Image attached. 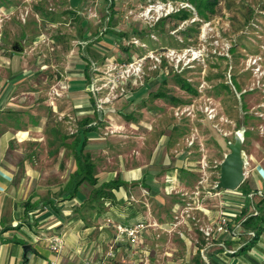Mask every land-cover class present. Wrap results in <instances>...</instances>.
I'll use <instances>...</instances> for the list:
<instances>
[{"label": "rangeland", "instance_id": "1", "mask_svg": "<svg viewBox=\"0 0 264 264\" xmlns=\"http://www.w3.org/2000/svg\"><path fill=\"white\" fill-rule=\"evenodd\" d=\"M9 56L16 62H4ZM85 64L93 77L91 92L86 91L96 99V114L103 116L101 133L131 139L130 121L150 122L140 125L149 130L153 124L155 131L170 121L192 151L195 176L186 181L195 188L202 159L221 163L241 131L249 160L246 178L233 194L222 195L234 205L245 203V216L264 217V187L247 186L254 168L264 166V0H220L208 18L187 0H0V76L31 73L24 88L34 94L26 102L33 100L38 111L44 110L47 126L56 124L62 133L75 132L80 117L54 116L49 108L55 97L50 101L46 89L55 79L60 88L82 78ZM179 79L194 91L183 89ZM158 92L168 97L161 99ZM53 93L60 96L57 89ZM207 103L218 108L214 120L203 110ZM178 106H191L193 114L176 115ZM220 167L201 185L212 197H220L210 186ZM257 228L244 225L243 239L251 241ZM163 235L160 248L165 247ZM258 241L253 247L264 254Z\"/></svg>", "mask_w": 264, "mask_h": 264}, {"label": "crops", "instance_id": "2", "mask_svg": "<svg viewBox=\"0 0 264 264\" xmlns=\"http://www.w3.org/2000/svg\"><path fill=\"white\" fill-rule=\"evenodd\" d=\"M4 62L12 64L16 57ZM82 67V78H71L60 88L55 79L46 89L50 101L55 97L49 108L54 116L80 117L72 133H62L56 124L47 126L44 110L38 111L32 99L26 102L34 94L24 88L31 73L0 76V264H115L128 250L117 245L115 257L107 258L115 224L141 220L150 226L140 235L136 264H260L264 254L253 247V239H243L248 214L234 213L233 203L222 195L235 191L222 189L220 197L203 190L196 194L197 187L186 181L195 172L182 130L176 133L170 121L165 128L155 131L152 124L148 130L150 122L138 119L128 122L134 128L131 139L121 133L103 135L102 113L96 114V99L86 91L91 92L93 83L91 67ZM88 162L94 165L95 182L77 178L89 170ZM252 175L247 186L263 188L264 166L257 165ZM114 180L118 186L104 187ZM223 209L232 217L231 225L239 227L236 238L226 234L220 241L206 239L201 227L214 223ZM162 233L165 247L160 248ZM55 234L64 239L58 254L49 243ZM258 239L264 247V232ZM25 245L31 249L25 251Z\"/></svg>", "mask_w": 264, "mask_h": 264}, {"label": "built area", "instance_id": "3", "mask_svg": "<svg viewBox=\"0 0 264 264\" xmlns=\"http://www.w3.org/2000/svg\"><path fill=\"white\" fill-rule=\"evenodd\" d=\"M253 62L258 63V59H254ZM203 110L206 113L208 119L210 120L216 119L218 115L217 106L213 105L212 103H207L204 106ZM185 111H187L189 114H193V108L191 106H188V107L178 106L176 108V115H182ZM194 142H195V139H192L189 142V145L194 144ZM204 158L205 159H202V161L200 162L199 170L201 174L200 175L201 179L199 181V185H197V189L195 191L196 194L200 193V191L202 190L201 185L202 184L204 185V183L208 182L213 171L216 170L219 165H221V163L218 164L217 161H215L213 165H209L206 160V157ZM244 159H245V171L247 173V165L249 163V160L247 159V156L245 155V153H244ZM217 181H214L213 184H210V186H212L213 189H215L216 194L219 193L217 192V188H216ZM230 204L231 203H229V206ZM244 206H245V203L243 202L238 205H234L233 206L234 213H238V214L242 213ZM231 222H232V217L230 216L229 213H227L223 209L219 212L217 220L210 225H205L201 227V231L203 233V236L206 239H210V240H217V241L221 240L226 234H230L232 235L233 238H236L239 227L232 226ZM148 226H150V224L149 222L145 220L138 221L137 223L133 225H123V224H118V223L115 224L116 235H115L113 245L109 248V250L106 253L107 258L115 257L116 246L125 244L128 247L126 255H124L115 264H136V254H137L136 246L138 244L142 231H144ZM49 243H50L51 250L55 254L60 253L64 247V239L59 234L52 235L49 238ZM50 264H59V262L57 260H52Z\"/></svg>", "mask_w": 264, "mask_h": 264}, {"label": "water", "instance_id": "4", "mask_svg": "<svg viewBox=\"0 0 264 264\" xmlns=\"http://www.w3.org/2000/svg\"><path fill=\"white\" fill-rule=\"evenodd\" d=\"M17 48V44L15 45ZM244 138L241 131H237L234 141L229 142L230 151L226 153L221 162L220 175L216 184L218 190H236L245 181V159L243 151ZM25 251L31 249L24 246Z\"/></svg>", "mask_w": 264, "mask_h": 264}, {"label": "trees", "instance_id": "5", "mask_svg": "<svg viewBox=\"0 0 264 264\" xmlns=\"http://www.w3.org/2000/svg\"><path fill=\"white\" fill-rule=\"evenodd\" d=\"M191 1L196 9V12L199 16H203L205 18H208L209 13H213L216 9V5L219 3L220 0H187ZM185 14H188L186 10H182ZM181 86L189 91H194V89L189 85L187 81L184 79L178 80ZM85 166L88 167L89 170L83 169V174H79L77 178H80L82 180H89L90 182H95V176L93 174V167L94 165L91 162L85 163ZM243 184V183H242ZM242 184L239 188H241ZM119 185L118 180H114L111 182H107L104 184V187H116ZM248 191V190H247ZM245 213V210L243 211ZM245 226L247 227H255L257 226V233L253 237V242L259 238V236L263 232V224H264V217H258V215H251L246 218L244 221Z\"/></svg>", "mask_w": 264, "mask_h": 264}, {"label": "bare ground", "instance_id": "6", "mask_svg": "<svg viewBox=\"0 0 264 264\" xmlns=\"http://www.w3.org/2000/svg\"><path fill=\"white\" fill-rule=\"evenodd\" d=\"M236 134V133H235Z\"/></svg>", "mask_w": 264, "mask_h": 264}]
</instances>
